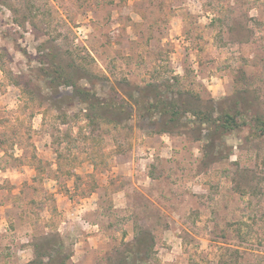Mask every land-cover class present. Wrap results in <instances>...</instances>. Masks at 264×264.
Returning a JSON list of instances; mask_svg holds the SVG:
<instances>
[{
    "label": "rangeland",
    "instance_id": "374dc122",
    "mask_svg": "<svg viewBox=\"0 0 264 264\" xmlns=\"http://www.w3.org/2000/svg\"><path fill=\"white\" fill-rule=\"evenodd\" d=\"M258 118L264 0H0V264H264Z\"/></svg>",
    "mask_w": 264,
    "mask_h": 264
},
{
    "label": "trees",
    "instance_id": "16d2710c",
    "mask_svg": "<svg viewBox=\"0 0 264 264\" xmlns=\"http://www.w3.org/2000/svg\"><path fill=\"white\" fill-rule=\"evenodd\" d=\"M88 93V92H87ZM144 113L142 115H148L153 113H158L161 120L162 128L161 130L163 132L169 131L168 127L171 125V123L178 122L180 119H182L184 116L187 115L188 112L191 110H180V108L174 104V102H165V101H156V103L152 102H145L144 103ZM214 112V111H213ZM213 112H204L202 110L200 111H194L191 112L194 114V116H198L199 120L202 123H206L209 125H212L211 127H214V129L220 134L224 135L229 131L235 130L236 128L242 126L245 122H242V113L240 110H221L218 111L219 114L217 117H214ZM255 131L256 133H260L264 135V120L261 118L257 119V122L255 123ZM48 257L49 254H48ZM50 261H52V258H50ZM29 264H49V262L45 261V256L42 258H38L33 260Z\"/></svg>",
    "mask_w": 264,
    "mask_h": 264
}]
</instances>
